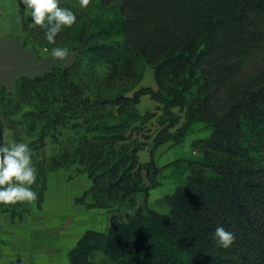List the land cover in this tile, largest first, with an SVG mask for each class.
I'll return each mask as SVG.
<instances>
[{
	"label": "trees",
	"instance_id": "trees-1",
	"mask_svg": "<svg viewBox=\"0 0 264 264\" xmlns=\"http://www.w3.org/2000/svg\"><path fill=\"white\" fill-rule=\"evenodd\" d=\"M108 1L103 0L105 6ZM118 1L122 10L117 6L114 12L124 13L125 46L155 70L159 86L157 93L142 90L135 97L151 94L169 109L186 108L191 119L211 125L212 136L202 143L203 156L192 161L194 174L187 184L166 197L168 214L147 205L132 214H112L104 232H86L70 251L71 264H95L97 254L102 264H264V0ZM18 5L25 45L39 53L46 29L27 25L26 7L21 0ZM122 49L89 47L87 62L107 59L114 73ZM77 63L78 58L71 67ZM58 70L20 78L15 90L29 93ZM186 74H199L201 81L191 103L181 102L187 85L179 91L165 84L180 83ZM45 114L50 115L25 117L41 120ZM87 171L93 186L76 203L94 209L87 200L99 199L102 190ZM47 174L35 201L39 208ZM5 212L21 219L26 210L19 215L7 208L0 215ZM218 226L234 234L231 247L224 249L214 239Z\"/></svg>",
	"mask_w": 264,
	"mask_h": 264
},
{
	"label": "rangeland",
	"instance_id": "rangeland-1",
	"mask_svg": "<svg viewBox=\"0 0 264 264\" xmlns=\"http://www.w3.org/2000/svg\"><path fill=\"white\" fill-rule=\"evenodd\" d=\"M61 6L75 13L76 23L61 31L54 44L45 39L38 49L46 47L51 53L55 47L71 50L76 46L78 63L59 67L29 93H17L15 88L0 92V131L8 130L9 142L29 145L37 169L32 190L38 197L44 174L51 168L74 167L86 173L90 168L102 190L99 199L87 200L96 205L95 210L110 218L147 205L168 214L164 201L193 176L192 161L203 156L202 143L212 136L211 125L204 118L191 119L186 108L169 109L151 94L135 97L142 90L157 93L159 86L155 70L125 46L124 13L116 16L114 12L117 6L116 11L122 10L118 0H109L106 6L103 0H91L86 8L78 0H64ZM26 20L33 27L30 15L26 14ZM99 45H123L114 73L107 59L88 64L89 47ZM165 84L179 91L187 85L181 100L186 103L196 100L201 87L199 74ZM27 113L50 115L37 120L25 117ZM42 133L45 137L40 140ZM110 184L119 185L112 188ZM7 208L19 215L26 210L25 203L0 204V211ZM102 261V254L94 257L95 264Z\"/></svg>",
	"mask_w": 264,
	"mask_h": 264
},
{
	"label": "crops",
	"instance_id": "crops-1",
	"mask_svg": "<svg viewBox=\"0 0 264 264\" xmlns=\"http://www.w3.org/2000/svg\"><path fill=\"white\" fill-rule=\"evenodd\" d=\"M50 52L37 53L25 45L18 0H0V91H13L23 77L34 78L55 67L68 68ZM93 186L88 173L74 167L48 172L44 203H27L23 217L0 215V264H71L70 251L88 231L104 232L109 216L76 203Z\"/></svg>",
	"mask_w": 264,
	"mask_h": 264
},
{
	"label": "clouds",
	"instance_id": "clouds-1",
	"mask_svg": "<svg viewBox=\"0 0 264 264\" xmlns=\"http://www.w3.org/2000/svg\"><path fill=\"white\" fill-rule=\"evenodd\" d=\"M26 7V14L31 16L32 25L46 29L45 36L49 43L54 44L61 31L71 28L77 21L75 13L67 7H61V0H21ZM81 8L90 5L91 0H78ZM48 51V49H45ZM51 55L58 61L69 58L68 48L55 47ZM8 130L0 131V204L5 206L17 203H34L37 193L32 185L37 180V169L33 166L32 152L24 142H9ZM214 239L219 246L227 249L235 241L233 233L218 226Z\"/></svg>",
	"mask_w": 264,
	"mask_h": 264
}]
</instances>
